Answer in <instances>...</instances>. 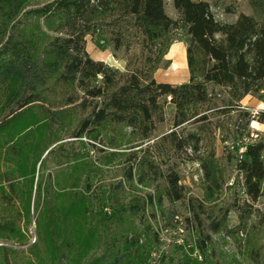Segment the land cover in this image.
<instances>
[{
	"label": "trees",
	"instance_id": "trees-1",
	"mask_svg": "<svg viewBox=\"0 0 264 264\" xmlns=\"http://www.w3.org/2000/svg\"><path fill=\"white\" fill-rule=\"evenodd\" d=\"M245 1L250 12L224 22L209 0H171L176 17L165 12L164 0H0V242L23 244L20 223H29L33 211L29 264H149L142 237L157 235L146 208L163 200L186 202L201 260L191 249L157 264H204L214 234L246 231L264 196V138H253L249 128L254 119L264 124V109L252 115L240 102L248 95L264 102V0ZM87 35L106 37L121 52L123 69L91 58ZM176 41L185 43L188 79L157 81ZM166 99L170 129L152 139L165 121ZM220 116L230 123L227 132L231 125L247 138L234 164L244 198L213 205L224 184L215 149ZM57 131L73 138L69 144L85 137L132 149L101 199L92 189L93 165L64 143L50 148ZM177 161L199 163L201 199L187 195ZM128 187L153 194L127 195ZM108 206L111 216L102 210ZM125 221L144 225L143 232L121 230ZM0 249L2 264H12L13 250Z\"/></svg>",
	"mask_w": 264,
	"mask_h": 264
},
{
	"label": "rangeland",
	"instance_id": "rangeland-1",
	"mask_svg": "<svg viewBox=\"0 0 264 264\" xmlns=\"http://www.w3.org/2000/svg\"><path fill=\"white\" fill-rule=\"evenodd\" d=\"M44 1L46 0H29L33 5ZM209 3L215 18L224 22L234 21L239 12H250L245 0H209ZM164 8L169 16L176 17V12L171 0H164ZM85 38L86 50L91 58L103 60L107 64H114L113 59L117 60L121 56V52H115L113 50L111 42L107 40L106 37L99 38L87 35ZM170 67L171 61L163 64L157 69L154 74L156 80L176 83L188 79L187 66L177 72L172 71ZM160 100L164 102L165 99L161 98ZM240 104L251 112L252 115H255L259 108L264 109V102L250 95L243 98ZM164 110L166 115L165 121L158 125L157 131L152 135V139H155L161 132L170 129V117L173 107L168 102V99H166ZM218 122L224 126L223 131L217 132L215 139L216 158L223 174L224 184L222 192L218 195L217 199L212 202L213 205L223 204L236 194L239 195L240 200L244 198L240 186L236 183L237 179L241 181V177L238 176L234 164L238 158L237 148L245 144L247 138H240L238 135L234 134L231 125L229 127L230 130L227 132V127L230 124L227 117L220 116ZM249 128L253 138L257 137V133L259 134L258 137L264 138V135H262L264 124H260L254 119L250 122ZM109 135V133H106V136ZM55 138L56 141L50 148L59 143H64L66 148L79 151L93 165L92 189L96 197H100L102 194L107 193L110 184L121 178L124 156L132 150L124 144L113 148L109 147L105 142L88 141L85 137H82L83 144H80L79 141H73V144H69V141L73 140V138L67 137L63 131H57ZM262 157H264V152H262ZM177 162L181 183L185 186L187 195L201 199L203 190L202 173L199 163L197 161ZM127 191V195H131L135 192L141 194L149 192L153 194L150 188L138 187L137 191H134V189L128 187ZM101 198L102 196L100 199ZM253 206L256 209V214L252 216L248 222L246 231L227 236L223 233L213 235L212 241L214 250L204 264H264V226L260 225V219L264 217V196L258 198ZM167 209L176 211V215L173 219H170ZM102 210L107 216L112 215L111 207L108 206ZM146 214L148 216L149 226L157 235V240L152 239L151 236L142 237L143 241L149 245L146 253L149 264H157L161 256L166 260L172 258L176 261L184 252L189 253L191 249L192 256H196L198 260H201L199 253H197V250L194 248V241L196 238L195 227L186 220L189 214L185 201H177L171 204L163 200L161 205L154 202L152 206H147ZM111 218L109 217L107 224L111 225L113 220ZM35 220L36 212L31 211L30 222L20 223V232L23 234V244L15 245L13 243L0 242V245L6 246V249L10 248L13 250H9L8 253V256L12 260V264H29L30 259H32L28 246L36 240L37 227ZM135 224L136 225H134V221H125L121 224L120 229L129 232L134 227L137 231L143 232L144 225ZM236 224L237 217L236 214L232 212L230 214L229 226L233 227ZM39 248L41 247L39 246ZM3 252H5V250L0 249V257L4 254ZM256 252H259V256L255 255ZM251 256L257 259V262L252 260L250 258ZM0 264H2L1 259Z\"/></svg>",
	"mask_w": 264,
	"mask_h": 264
},
{
	"label": "bare ground",
	"instance_id": "bare-ground-1",
	"mask_svg": "<svg viewBox=\"0 0 264 264\" xmlns=\"http://www.w3.org/2000/svg\"><path fill=\"white\" fill-rule=\"evenodd\" d=\"M166 56L172 57L173 59V62L170 67L172 71L177 72L181 69L186 68L185 52L182 49H179L178 45L175 42L174 44H172V46H170Z\"/></svg>",
	"mask_w": 264,
	"mask_h": 264
},
{
	"label": "crops",
	"instance_id": "crops-1",
	"mask_svg": "<svg viewBox=\"0 0 264 264\" xmlns=\"http://www.w3.org/2000/svg\"><path fill=\"white\" fill-rule=\"evenodd\" d=\"M175 43L178 45L179 49H182L185 52V44H184L183 41H176ZM172 44H174V43H172ZM172 44H171V46H172ZM165 58L168 59L169 61H171V64H172V60H173L172 57L165 56ZM113 61H114V64H109V65H111L113 67H116L118 69H121V70L123 69V67H124V61L122 59H117V60L113 59ZM157 81H165V80H157ZM184 81H186V80H184ZM184 81H181V82H184ZM181 82H176V83H181ZM169 83H172V82H169Z\"/></svg>",
	"mask_w": 264,
	"mask_h": 264
},
{
	"label": "built area",
	"instance_id": "built-area-1",
	"mask_svg": "<svg viewBox=\"0 0 264 264\" xmlns=\"http://www.w3.org/2000/svg\"><path fill=\"white\" fill-rule=\"evenodd\" d=\"M242 151H243V148L241 147L240 150H239V152H242Z\"/></svg>",
	"mask_w": 264,
	"mask_h": 264
},
{
	"label": "water",
	"instance_id": "water-1",
	"mask_svg": "<svg viewBox=\"0 0 264 264\" xmlns=\"http://www.w3.org/2000/svg\"><path fill=\"white\" fill-rule=\"evenodd\" d=\"M259 110H260V108H259Z\"/></svg>",
	"mask_w": 264,
	"mask_h": 264
}]
</instances>
